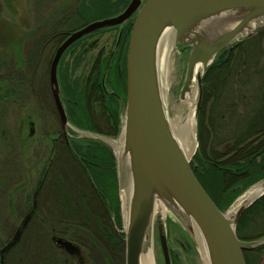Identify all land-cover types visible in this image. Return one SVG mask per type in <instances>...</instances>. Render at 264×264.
I'll return each instance as SVG.
<instances>
[{"label": "rangeland", "instance_id": "1", "mask_svg": "<svg viewBox=\"0 0 264 264\" xmlns=\"http://www.w3.org/2000/svg\"><path fill=\"white\" fill-rule=\"evenodd\" d=\"M80 1L0 0V29L3 28L7 31V34H12L14 40L12 43H18L20 52L27 54L31 49L30 45L33 42V38L38 33L49 29L53 23L58 24H55L57 29L70 31L90 22L118 15L130 0H127V4L124 7H121V4L118 3L115 6V12L90 14L82 19L72 14ZM114 1L117 0H111V2ZM132 21L133 16L122 25V31L118 40L120 26H115L94 31L78 40L79 42L75 46H70L66 49L58 63L59 67H57L58 85L59 78L61 77V75L59 77L60 70L64 71L67 84L75 86L74 83H80V80L89 72L94 59L98 56L102 59L107 56L111 59L118 57L119 69H123L126 41L122 51L121 44L122 38L127 36L128 33V30H124L123 28L127 23L131 24ZM64 37L65 35L61 36L60 42ZM57 40L51 39L38 49L37 63L32 67L33 89L31 93H27L24 97L20 95L16 98L19 102V107H17V103L11 107L8 104V92L0 88V235L4 234V230H10L11 236L14 235L12 237H16L10 240L7 248L4 250V252L7 251L8 257L6 259V256L2 254V259L5 261L2 263L13 264V256L14 258L16 257L17 251H21L20 248L27 254L28 257L26 259L32 260L31 258H36L38 250L34 246V241L39 232V235L41 234L46 240L42 242V248L41 246L39 248L40 251H43L39 256L45 257L44 261L47 258L49 261L57 258L59 261L64 262L63 264H91L92 261H95L96 264H122L120 250L115 245L114 239H111L112 243L108 242V246L110 247L108 253H110V256H108L109 261L107 262L106 252L109 247L107 245L104 247L99 243H92L89 240L88 234L82 228H80L81 232L77 234V237H74L75 229L69 223H73L75 219L80 225L89 228L95 227V230L96 228L99 229L100 226L103 227L105 225L107 227L106 225H108L113 230V233L118 234L123 241L124 209L120 197L117 158L113 148L105 140L117 141L120 138L125 100L120 101L119 127L116 135H94L74 126L78 132L72 131L70 128H65L63 131L55 111L50 90L48 93L42 83L44 82V64L50 63L48 57L51 60L55 48L60 44ZM249 42L245 44L246 49H244L241 58V52L243 51L239 53L238 50H235V52L237 51L235 58L236 60L239 59L237 64L244 63L245 61L248 64H240L239 71L246 69L248 73L250 72L251 58L256 55L259 57H255L254 59L262 61L264 57V36L254 38V41L247 45ZM12 54L11 48L8 49L0 45V77L9 71ZM228 54L229 52L226 53V56ZM188 55V48L174 44L173 54L170 59L171 82L168 90L169 98L165 108L169 119H173L179 114H184L183 109L179 107V91L184 80ZM216 56L214 59H216ZM58 68H60L59 72ZM208 69L203 74L202 80ZM252 73L253 71H251L250 75ZM105 91L110 92V88L106 86ZM59 92L65 111L60 87ZM97 109L94 108L93 110L96 118L98 117ZM24 113L25 115H23ZM214 116L213 100L208 97L206 102L202 103L201 101L196 120H194L196 146L190 157V165L193 164L194 156L201 152V148L204 149L203 152L205 154L223 152L224 148L216 144L215 132L213 133L212 131L211 124L213 123ZM18 118L21 120L18 132H16V120ZM217 129L215 128V130ZM69 139L75 140L77 144L83 147L87 144L85 140L96 141L107 148L112 154L114 158L113 172L119 203L117 216L113 210L107 211L105 209L100 201L99 194L88 183L87 176L84 175L82 169L78 166L70 150L64 146L65 142H70ZM195 169L197 170V168ZM56 181L61 182L60 186H62L61 189L64 193L65 190L68 191L65 187L70 183V192L68 191L66 196L65 194L62 195L74 204L71 213L73 218L69 217L68 219L71 221L63 223V225L57 221L53 225H46L38 217L50 219L54 214L64 216L62 215L64 213L59 211L55 206L54 200L56 196L53 195V189ZM249 187L244 189L240 195L221 211L229 213L231 207L237 203ZM64 212L67 213L66 210ZM22 215L24 216L23 219H21ZM55 218L57 219V216ZM157 222L158 219L154 216L151 226V250L153 252L154 264H164L158 240ZM18 223H21L20 229L17 227ZM161 223L163 224L166 237L170 264H203L194 237L191 236L170 210H168L166 217ZM263 233L264 213H261L256 221L246 224L240 234L243 239L251 240V238H257ZM100 246L103 248L101 249ZM106 247L108 248L106 249ZM9 251L13 254L12 258V254H9ZM256 252L259 254L260 259L258 262L255 260L251 262L253 264H264V248ZM256 252L252 250L245 251L249 256H253Z\"/></svg>", "mask_w": 264, "mask_h": 264}, {"label": "water", "instance_id": "2", "mask_svg": "<svg viewBox=\"0 0 264 264\" xmlns=\"http://www.w3.org/2000/svg\"><path fill=\"white\" fill-rule=\"evenodd\" d=\"M132 16L128 35L121 44L122 51L126 41L121 135L130 179L123 264H140L151 235L156 199L169 208L191 236L190 223L196 226L208 264H245L243 252L264 245V235L241 240L236 225L242 213L264 196V190L250 201L243 200L232 217L213 203L171 129L159 86L157 58L161 38L169 30L173 32L174 44L189 49L179 99L190 90L194 80L196 120L202 101L203 74L219 52L225 49L229 52L233 44L264 32V0H130L118 15L90 22L66 34L48 67V85L63 131L70 128L78 132L67 121L60 99L56 72L63 53L76 41L100 29L120 26L118 40L122 25ZM116 160L119 173V159ZM261 182L264 179L245 193ZM157 234L163 262L170 264L163 224L159 221Z\"/></svg>", "mask_w": 264, "mask_h": 264}, {"label": "trees", "instance_id": "3", "mask_svg": "<svg viewBox=\"0 0 264 264\" xmlns=\"http://www.w3.org/2000/svg\"><path fill=\"white\" fill-rule=\"evenodd\" d=\"M118 3L121 4V7H124L127 4V0L114 2H111V0H81L72 14L82 19L90 14L112 13L115 12V6ZM55 24L58 25L57 23ZM55 24L53 23L49 29L38 33L33 38V42L30 45L31 49L27 54L20 52L18 43H12L14 41L12 34H7V31L3 28L0 29V45L8 49L11 48L13 52L9 71L0 77V88L8 92V104L11 107L16 103L17 107H19V102L16 98L20 95L24 97L27 93L32 92V67L37 63L38 49L51 39H58L57 41L60 42L61 36L78 29L62 31L57 29ZM129 26L130 23H127L123 29L129 31ZM258 36H264V32L248 38L246 41L244 40L243 43H235L231 46L227 56L226 50L218 53L202 80V103L206 102L208 97L213 100L215 116L213 123L211 122L212 131L213 133L215 132L216 144L224 149L223 152L218 154L213 152L205 154L203 152L204 149L201 148V152L194 156L191 167L202 188L220 210L225 209L244 189L264 179V57L262 61H256L254 58L259 57L256 55L251 58L249 73L246 69L241 71L238 69L240 64L246 65L247 61L237 64L239 59L236 60L235 58L237 54L235 50H238L239 53L243 51L241 52V58L244 49H246L245 44L250 41L247 44L249 45ZM78 42L76 41L71 47L78 44ZM117 58L111 59L107 56L102 59L99 56L96 57L89 68V72L82 77L80 83H74L75 86L67 84L64 71L60 70L59 72L60 68H58L59 77L61 75L59 87L69 124L93 134L116 135L119 127L120 101L125 100V58L124 66H122L123 69L121 70L119 69ZM48 61H50L49 57ZM47 66H49V63L44 64V82L42 83L49 93ZM251 71H253L252 75H250ZM106 86L110 88V92L105 91ZM3 99L5 100V98ZM94 108H98L97 118L93 112ZM20 120L19 118L16 120V132H18ZM218 121H220L219 124H217ZM215 128L218 129L215 130ZM69 141L70 146L68 141L65 142L64 146L70 150L78 166L82 169L84 175L87 176L88 183L99 194L100 201L105 209L107 211L113 210L117 216L119 203L113 172L114 158L112 154L96 141L85 140L87 144L84 147L77 144L75 140L69 139ZM195 168L197 170H194ZM60 183L59 181L54 183L53 195L56 196L54 200L55 206L64 213L62 214L64 216L54 214L50 219L38 217L46 225H53L56 221L63 225V223L71 221L68 219L69 217L73 218L71 213L74 204L65 197L67 192L71 190L70 183L65 187L68 189V191L65 190V193L62 192ZM62 194H65V196ZM65 210L67 213L64 212ZM261 213H264V197L250 208H247L242 214L236 226V233L239 239L245 240L240 233L244 230L246 224L256 221ZM56 216L57 219L55 218ZM23 218L24 216L22 215L21 219ZM17 225L20 229L21 223ZM69 225L75 229L74 237H77V234L81 232L80 228H82L86 231L92 243H99L104 247L109 245L108 242L112 243L111 239H114L115 245L120 250L123 264L124 248L122 238L118 234L113 233V230L108 225H106L107 227L105 225L103 227L100 226L99 229L96 228L95 230V227L89 228L80 225L75 219ZM263 235L264 233L259 237ZM12 236L10 230H4V234L0 235V264L5 262L2 259V254L6 256V259L8 257L7 251L4 252V250L10 240L16 238ZM45 241L38 232L34 241V246L37 247L38 252L36 258H31L32 260L26 259L28 256L22 248H20L21 251H17L15 258L12 252L9 251V254H12L11 258L13 256V264H63L64 262L59 261L57 258L51 261L47 258L44 261L45 257L39 256L40 253H43L39 248L42 242ZM100 248L102 249L103 247L100 246ZM263 248L264 245L252 249V251L256 252ZM109 249L110 247L106 252L107 262L109 261L108 256H110V253H108ZM243 256L245 264H253L251 261L255 260L258 262L260 259L257 252L253 256H249L244 252ZM6 264L8 263L6 262ZM91 264L96 263L92 261Z\"/></svg>", "mask_w": 264, "mask_h": 264}, {"label": "bare ground", "instance_id": "4", "mask_svg": "<svg viewBox=\"0 0 264 264\" xmlns=\"http://www.w3.org/2000/svg\"><path fill=\"white\" fill-rule=\"evenodd\" d=\"M173 32L167 31L164 33L159 44L158 58H157V72L159 77V86L161 90V95L165 108L168 103V90L171 82V64L170 59L173 54ZM197 96V86L193 80L190 84V90L184 94L182 99H179V107L183 109L184 114H179L173 119H169L171 124V129L175 138L177 139L183 153L187 158L191 157L192 153L195 150L196 141H195V122H194V109L195 101ZM113 148L116 158L119 159V173H120V197L124 209V221L126 224L127 221V200L129 196L130 189V179L127 171V155L123 154V136L121 135L117 141L105 140ZM264 190V182L258 183L257 185L251 187L238 201L231 207L228 217H232L243 200L250 201L254 199ZM169 208L159 200H155L153 205V218L157 217L158 221L161 222L167 215ZM192 234L197 243V247L201 254L203 264H208L207 253L205 246L201 240L196 226L191 222ZM140 264H154L153 252L151 250V235L148 241L145 243V250L140 256Z\"/></svg>", "mask_w": 264, "mask_h": 264}, {"label": "flooded vegetation", "instance_id": "5", "mask_svg": "<svg viewBox=\"0 0 264 264\" xmlns=\"http://www.w3.org/2000/svg\"><path fill=\"white\" fill-rule=\"evenodd\" d=\"M123 39V38H122ZM229 51H230V49H229ZM49 86V85H48ZM50 90V89H49ZM259 238V237H258ZM257 239V238H256ZM253 240V239H252Z\"/></svg>", "mask_w": 264, "mask_h": 264}]
</instances>
